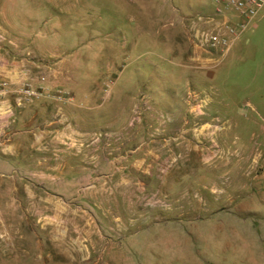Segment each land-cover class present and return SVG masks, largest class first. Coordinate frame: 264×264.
Listing matches in <instances>:
<instances>
[{
    "label": "rangeland",
    "instance_id": "rangeland-1",
    "mask_svg": "<svg viewBox=\"0 0 264 264\" xmlns=\"http://www.w3.org/2000/svg\"><path fill=\"white\" fill-rule=\"evenodd\" d=\"M210 1L0 0L9 81L65 97L0 133V264H264V165L225 109L242 72L264 101V16L213 93Z\"/></svg>",
    "mask_w": 264,
    "mask_h": 264
},
{
    "label": "crops",
    "instance_id": "crops-1",
    "mask_svg": "<svg viewBox=\"0 0 264 264\" xmlns=\"http://www.w3.org/2000/svg\"><path fill=\"white\" fill-rule=\"evenodd\" d=\"M194 13L200 14L198 10ZM220 14L223 20L226 18H236L234 10L224 8L220 6V4H218L215 0H211L208 4L207 15L210 18L209 20H207V23L210 26L215 27L219 22L217 16ZM263 16L264 4L257 10L252 22L241 33L231 38L230 47L227 52L208 49L204 50L200 48L197 42L194 43V49L196 51L197 58L200 59V61L205 62L207 67H212L206 69L205 76L208 80L207 86L212 90L213 93L221 92V86L216 80V73L219 68L222 69L223 67L224 71H219L220 75L222 73V86L227 87L228 90L236 88L237 80L228 78V75L230 74L229 72H227L229 71L228 68L231 69L232 67V59H244L245 55L243 56L241 53L244 49V46L247 45H245V40L242 41V38L246 37V39L248 40V38L252 35V32L259 27V21ZM197 24L200 25L202 23L197 22ZM258 46L260 47V57L262 58V62H264V40ZM236 47L243 48L239 54H235L234 52V49ZM245 50L246 49H244L243 51L244 53ZM227 59L228 61L226 62ZM258 71L262 73V71ZM244 73L242 72L237 76L240 79H244V81L240 84V88L247 91L244 92V99L235 103V106H232L224 100L226 105H224L226 107V112L229 114V126L232 129L231 131H229V133L232 138L231 141L238 140V142H242V145L240 144V147H242L239 151L240 153L244 154L248 149V143H253L255 153L254 156L256 159H258L260 165H264V101H261V103L257 105V103H254L248 96L249 90H247V88L253 87L251 86L253 85V83L251 85L250 83L255 81L254 79H257V71L246 74ZM27 76H29V68L27 67V64L26 62H24V60H8L0 54V78H6L11 81H20ZM256 85L258 84L256 83ZM52 102L63 103L65 102V97H62L60 92L56 89L43 88L41 98L34 100L29 105L23 104L21 106H16L13 97L9 96L7 99L0 102V133H2L4 137H11L14 134L11 132V127H13L14 122L17 119H24L27 115V119L31 120L36 112L39 113L43 110V107L45 105H49ZM17 131L18 130H16L15 132Z\"/></svg>",
    "mask_w": 264,
    "mask_h": 264
},
{
    "label": "built area",
    "instance_id": "built-area-1",
    "mask_svg": "<svg viewBox=\"0 0 264 264\" xmlns=\"http://www.w3.org/2000/svg\"><path fill=\"white\" fill-rule=\"evenodd\" d=\"M216 2L224 8L234 10L236 18L222 19L210 30H198L196 42L208 50L227 52L231 38L241 33L252 22L257 10L263 6L264 0H217ZM209 18L198 16V19L203 21ZM10 95L13 96L16 106H20L39 98L42 92L29 82L14 85L8 79L0 78V102Z\"/></svg>",
    "mask_w": 264,
    "mask_h": 264
}]
</instances>
